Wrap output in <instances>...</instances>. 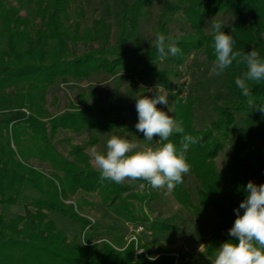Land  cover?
Returning a JSON list of instances; mask_svg holds the SVG:
<instances>
[{"label": "trees", "instance_id": "obj_1", "mask_svg": "<svg viewBox=\"0 0 264 264\" xmlns=\"http://www.w3.org/2000/svg\"><path fill=\"white\" fill-rule=\"evenodd\" d=\"M157 1L154 40L155 33L161 32L177 40L182 50V55L168 56L164 62L176 67L201 52L212 63L213 37L207 20L228 12L233 19L222 31L233 36L235 50H256L264 58V0H119L113 42L107 1L91 26L81 30L84 11L73 8V0H0V206L23 205L22 214L9 218L0 212V264H173L171 257L151 261L142 253L133 263V244L123 254L112 250L110 244L121 241L117 238L82 241L84 229L94 226L79 217L73 205L64 203L77 190L89 188L97 191L101 204L116 218L141 225L146 220L137 214L133 202L152 200L127 193L129 186L102 182L99 171L84 168L88 157L82 147L69 144L63 156L54 144L59 130L75 132L84 127L126 130L144 139L135 128V103L54 119L45 116V94L51 84L98 72L121 71L141 81H154L169 92L170 116L182 124L184 134L202 138L186 153L191 171L171 194L197 219L214 220L207 236L209 257L225 241L238 243L228 231L236 219L234 209L245 199L249 181L264 183V113L251 109L235 85V78L246 70L237 58L222 74V89L206 107L207 117L197 116L194 98H181L182 88L174 89L168 79L171 71L158 69L161 60L154 41L145 49L132 43L140 22ZM78 44L84 48L81 55ZM250 86L257 104H264V81ZM181 139L178 133L170 137L178 149ZM220 155L226 159L222 166ZM33 159L47 162L51 173L35 167ZM49 213L77 223L78 231L69 238ZM145 230L154 236L175 232L176 227L153 220Z\"/></svg>", "mask_w": 264, "mask_h": 264}, {"label": "rangeland", "instance_id": "obj_2", "mask_svg": "<svg viewBox=\"0 0 264 264\" xmlns=\"http://www.w3.org/2000/svg\"><path fill=\"white\" fill-rule=\"evenodd\" d=\"M105 1L109 3L111 41L113 42L118 28L116 16L121 8L119 0H73L72 7H81L84 11V21H79L82 30L86 26H91V20L102 13ZM159 9L160 5L157 1L151 14L140 22L134 33L132 43H135L138 48L145 49L153 43V28ZM213 18L230 24L233 14L230 12L218 14L209 18L207 24L211 23ZM174 32L180 33L177 30H174ZM77 48L78 55H81L84 51L83 46L78 44ZM211 67L212 63L208 62L201 52L189 55L181 65L176 67L170 62L160 61L158 63L160 71H171L168 79L174 89L182 88L181 98L186 99L188 96L194 98L195 111L200 118L207 117L206 111L208 108L206 107L210 100L214 99L222 89V75L210 77ZM174 72L177 73L175 76L172 74ZM156 92L167 94L169 104L157 105V107L170 115L173 101L169 99V92L156 82L149 79L141 81L139 77L126 75L121 71H115L112 74L98 72L78 79L64 78L57 80L47 88L43 108L46 111L45 116L48 119H54L71 113L106 111L110 106L136 103L135 98L139 96L153 97ZM113 134L133 140L140 139L139 142L144 146L153 148L159 146L158 137H154L153 141L148 142L126 130L105 129L95 131L89 127H84L75 132L68 129L59 130L54 139V144L63 156L66 154L69 144L82 147V154L88 157V166L86 165L84 168L98 171L93 162L91 148L95 146L98 150L103 151L107 139ZM225 161V157L220 155L218 158L219 166H222ZM31 163L46 174L51 173L47 162L41 163L39 160L33 159ZM121 184L129 186L127 193L133 192L138 196L148 195V197H152L148 204V201L139 202L134 200L133 202L136 205L137 214H140L146 220V223L134 225L131 222H122L115 217L109 208L101 204L96 190L79 189L64 203L65 205H73L78 216L94 226L93 228L84 229L82 241L86 242L88 238H91L90 241L97 242H100L101 239H120L119 243L113 241L110 244L112 250L119 254H123L124 251L128 250V245L133 244V263L142 253L147 260H150L149 257L155 258L151 261H156L163 256L164 258L171 257L173 264H211V257L206 254V248L209 242L207 236L213 229L214 220L197 219L178 204L171 191L166 188L153 189L148 183L139 184L138 180L135 182L125 181ZM25 189V191H28L27 188ZM127 193H124L123 196ZM139 204L142 205V212L138 210ZM0 212L6 218H9L15 214H22L23 205L17 203L8 207L0 206ZM48 216L55 219L59 228L69 238H72L78 231L77 223L56 214L49 213ZM153 220L171 223L176 227V230L175 232L157 233L154 236L147 234L145 225ZM112 225L115 228L110 229Z\"/></svg>", "mask_w": 264, "mask_h": 264}, {"label": "clouds", "instance_id": "obj_3", "mask_svg": "<svg viewBox=\"0 0 264 264\" xmlns=\"http://www.w3.org/2000/svg\"><path fill=\"white\" fill-rule=\"evenodd\" d=\"M227 25L215 18L211 20L215 58L209 76H221L240 58L246 70L235 78V85L241 95L247 98L251 109L264 113V104H257L250 86L264 81V58L256 50H235L233 36L222 31ZM154 45L161 61L168 56L182 55L178 41L161 32L155 33ZM135 100L138 114L136 130L143 133V141L151 142L154 137H159V146H144L139 142L140 139L133 140L113 134L107 139L103 151L95 146L91 148L94 165L102 182L121 184L125 181L144 180L153 189L166 188L171 191L183 183L184 176L190 173L191 166L187 162L186 153L191 145L199 143L202 138L184 134L182 124L157 107L169 104L167 94L156 92L153 97L143 95ZM173 133L182 134L179 149L170 140ZM244 191L246 197L234 209L236 219L228 230L229 235L238 243L233 240L223 242L215 249L211 264H264V183L256 185L249 181Z\"/></svg>", "mask_w": 264, "mask_h": 264}]
</instances>
